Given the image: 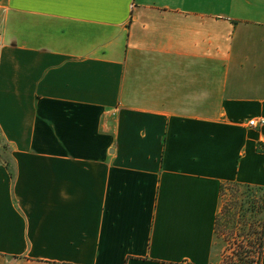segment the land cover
<instances>
[{
  "label": "crops",
  "instance_id": "obj_1",
  "mask_svg": "<svg viewBox=\"0 0 264 264\" xmlns=\"http://www.w3.org/2000/svg\"><path fill=\"white\" fill-rule=\"evenodd\" d=\"M260 118L264 0H0V264H219Z\"/></svg>",
  "mask_w": 264,
  "mask_h": 264
},
{
  "label": "rangeland",
  "instance_id": "obj_2",
  "mask_svg": "<svg viewBox=\"0 0 264 264\" xmlns=\"http://www.w3.org/2000/svg\"><path fill=\"white\" fill-rule=\"evenodd\" d=\"M254 197L260 200L261 192L224 187L223 207L216 225L219 264H257L258 251L262 249L261 216L247 210L253 208Z\"/></svg>",
  "mask_w": 264,
  "mask_h": 264
},
{
  "label": "trees",
  "instance_id": "obj_3",
  "mask_svg": "<svg viewBox=\"0 0 264 264\" xmlns=\"http://www.w3.org/2000/svg\"><path fill=\"white\" fill-rule=\"evenodd\" d=\"M255 212H256V216L258 215L261 216L260 219H261L262 247H264V193L262 194V198L259 200V204L257 205ZM261 253H262V249L258 251V260L256 262L257 264H259V258H260Z\"/></svg>",
  "mask_w": 264,
  "mask_h": 264
},
{
  "label": "built area",
  "instance_id": "obj_4",
  "mask_svg": "<svg viewBox=\"0 0 264 264\" xmlns=\"http://www.w3.org/2000/svg\"><path fill=\"white\" fill-rule=\"evenodd\" d=\"M264 123V118H260V119H250L248 121V124L251 126L257 125V124H261Z\"/></svg>",
  "mask_w": 264,
  "mask_h": 264
}]
</instances>
